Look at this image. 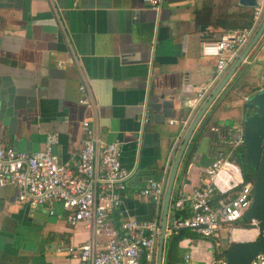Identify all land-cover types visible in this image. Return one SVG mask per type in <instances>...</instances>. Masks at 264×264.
Masks as SVG:
<instances>
[{
    "label": "crops",
    "instance_id": "obj_1",
    "mask_svg": "<svg viewBox=\"0 0 264 264\" xmlns=\"http://www.w3.org/2000/svg\"><path fill=\"white\" fill-rule=\"evenodd\" d=\"M205 8L212 12L207 27L195 20ZM251 12L238 0H165L159 12L143 0H0V145L36 153L55 134L58 162L73 167L83 138L81 124L89 120L101 141L120 146L122 168L133 171L122 205L125 216L161 221L162 205L140 196V190L150 178L167 182L199 110H189L185 99L209 84L207 98L221 82L217 59L203 56L202 44L244 29ZM238 56L228 60L226 72ZM263 64L264 30L192 132L171 199L195 189L231 144L226 121H235L236 141L244 119L239 107L250 95L225 102L226 93L241 78L248 79L249 67H255V76ZM82 85L90 108L79 104ZM262 89L261 83L257 92ZM220 101L219 122L209 125L190 154L201 125ZM172 120L179 124L170 125ZM216 131L221 139L215 156L210 139ZM172 212L169 203L168 218ZM88 239L83 226L69 228L64 211L58 214L55 208L50 215L46 207L30 209L18 202L14 187H0V264H76L56 248Z\"/></svg>",
    "mask_w": 264,
    "mask_h": 264
},
{
    "label": "built area",
    "instance_id": "obj_2",
    "mask_svg": "<svg viewBox=\"0 0 264 264\" xmlns=\"http://www.w3.org/2000/svg\"><path fill=\"white\" fill-rule=\"evenodd\" d=\"M143 1L148 9L159 12L165 0ZM263 13L264 0H256L252 8L253 28L236 30L219 41L202 44V55L217 59V79L226 73L228 60L237 57L251 40ZM78 90L83 95L79 104L90 108L87 88L82 85ZM210 90L209 84L199 86L184 105L189 110H198ZM146 122L143 115L141 124ZM169 124L179 122L172 120ZM81 128V148L73 167L60 164L52 153L58 142L55 134L49 135L44 149L36 153L0 145V187H14L18 202L30 209L46 207L50 215H54V205L61 204L69 228L83 226L88 231L86 242L56 248L57 253H65L76 264H156L161 221H137L125 216L122 205L133 171L122 168L120 146L101 141L89 120H84ZM242 141L240 129L232 147L242 145ZM230 156L231 150L216 157L195 189L176 195L165 236L189 230L204 238H219L224 228L228 235L224 250L233 243L258 239L260 233L255 226L248 229L240 226L252 203L254 183L244 181L240 167ZM164 195V182L152 178L140 190V196L157 205H162ZM182 211L184 215L179 214ZM191 258V254H186L184 263L188 264ZM216 264L227 262L222 257ZM251 264H264V256L256 255Z\"/></svg>",
    "mask_w": 264,
    "mask_h": 264
},
{
    "label": "water",
    "instance_id": "obj_3",
    "mask_svg": "<svg viewBox=\"0 0 264 264\" xmlns=\"http://www.w3.org/2000/svg\"><path fill=\"white\" fill-rule=\"evenodd\" d=\"M239 5L246 8L256 6V0H238ZM254 34L248 44L240 52L237 60L222 76L219 85L214 88L209 96L205 99L199 110L197 111L193 121L191 122L182 144L175 156L170 173L165 184V195L162 203L163 214L160 225V237L158 241V252L156 264H162L163 260V244L165 238V229L167 221L168 207L171 199L173 187L175 186L176 173L181 160V156L185 146L194 131L197 123L213 102L219 91L226 84L229 78L234 74L235 70L244 62L251 49L255 46L264 30V13L261 22L254 27ZM261 79L264 80V70L261 72ZM244 119L242 121L243 141L242 146L245 152L246 163L253 167L256 172L254 182V190L252 195V203L249 210L245 213L244 221H250L255 226L260 236L252 242H240L231 244L223 254V259L227 264H251V261L258 254L264 256V85L263 89L244 101ZM252 111V113H250ZM52 153L56 155V147ZM222 156V155H221Z\"/></svg>",
    "mask_w": 264,
    "mask_h": 264
},
{
    "label": "trees",
    "instance_id": "obj_4",
    "mask_svg": "<svg viewBox=\"0 0 264 264\" xmlns=\"http://www.w3.org/2000/svg\"><path fill=\"white\" fill-rule=\"evenodd\" d=\"M211 13L212 12H211L210 8H205L203 10L197 11L195 13L196 14L195 20H196L197 25L207 27L209 24V18H210ZM252 27H253V20H252V12H251L250 22L246 27H244V29H251ZM245 88H246V83L241 82L240 80L235 82V84L232 86L231 90L226 93V98H225L226 101L225 102H230V101L235 100V98L240 99L243 96H245V94H243L242 97H239V93ZM258 89L252 88V90H251L252 95L257 93ZM246 94L249 95V92H247ZM243 103H242V106L239 107V110H241V112L244 113V110H243L244 104ZM222 108H223L222 101L215 103L214 108L212 109L211 113L206 117L205 121L201 125L200 131L198 132L197 136L195 137L194 141L192 142L190 154L196 150V147L198 145V142H199L202 134L207 130L209 125L213 124L216 126V124L219 122V119H220L219 116L220 115H218L217 112L220 111ZM250 113H252V111H250ZM218 130L223 132V133L226 132V129L222 128V127H218ZM219 131L212 132L211 133V139H210V141H211L210 142V152H211V154H214L215 156L219 154V152H217L218 151L217 145L220 144L219 140L221 139V134L219 133ZM232 145L233 144L227 145V148L223 151V154H226L229 150H231L230 160L240 167L242 174H243V177H244V181L254 183L255 179H256V172L252 166H250L246 163V157H245V152H244L243 146L240 144L239 146H236L233 148ZM174 199H175V197H173L171 199V201H170L171 204H172ZM176 215H179V214L176 213ZM240 226L243 228H246V229L253 227V225L250 221H242ZM193 235H195V234H193ZM185 236H186V234L184 231L180 232L177 236H173V239L171 241V247L174 246V244L177 241L185 238ZM195 236H197V235H195ZM213 238H217V237H213ZM225 251L226 250H224L223 247H221V244L213 243V252H214L213 256H214L215 264L217 263V261H219L223 257V254ZM169 258H170V256H169ZM166 264H170V262H167Z\"/></svg>",
    "mask_w": 264,
    "mask_h": 264
},
{
    "label": "rangeland",
    "instance_id": "obj_5",
    "mask_svg": "<svg viewBox=\"0 0 264 264\" xmlns=\"http://www.w3.org/2000/svg\"><path fill=\"white\" fill-rule=\"evenodd\" d=\"M253 69H255L254 66H251L247 69L246 74L248 75V79L246 81H243V78H241L240 81L246 83V88L239 93V97H242L243 94H246L247 92H249V95L252 96V88L258 89L260 87L262 83V73L260 71L254 76L255 70L253 71ZM234 123L235 121L225 122V128L231 131L230 137L229 135L227 137V141L231 144L234 143V138L232 137V135L236 134ZM54 207L56 208V213H62L63 210L61 204H55ZM184 232L186 234L185 238L177 241L172 247L171 241L173 239V236H165L162 264H166L167 262H170V264H185L183 259L187 253L191 254L192 256L191 261L188 264H215L213 256V243L221 244L224 247L225 245L227 246L228 235L227 231L224 228H221L219 238H204L201 236H195L189 230H185ZM236 234L239 235V233Z\"/></svg>",
    "mask_w": 264,
    "mask_h": 264
},
{
    "label": "flooded vegetation",
    "instance_id": "obj_6",
    "mask_svg": "<svg viewBox=\"0 0 264 264\" xmlns=\"http://www.w3.org/2000/svg\"><path fill=\"white\" fill-rule=\"evenodd\" d=\"M261 82H262V86L264 85V80L263 79H261Z\"/></svg>",
    "mask_w": 264,
    "mask_h": 264
}]
</instances>
